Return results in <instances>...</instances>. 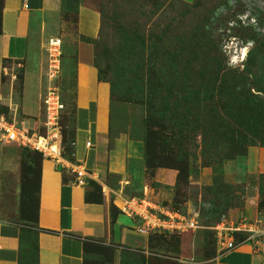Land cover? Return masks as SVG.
Here are the masks:
<instances>
[{
    "label": "rangeland",
    "instance_id": "1",
    "mask_svg": "<svg viewBox=\"0 0 264 264\" xmlns=\"http://www.w3.org/2000/svg\"><path fill=\"white\" fill-rule=\"evenodd\" d=\"M66 2L56 33L63 45L55 82L64 103V157L75 162L76 141V157L93 173L86 185L95 201L104 200L110 224L123 216V199L145 196L194 217L198 224L180 233L134 232L142 236L137 246L88 237L84 264L207 261L221 251L220 223L246 225L228 234L234 243L249 236L247 228H255L248 241L261 251L264 264V0ZM81 3L103 10L98 35L92 15L81 18L80 32L87 38L97 35L86 42L98 75L110 89L109 147L117 140L140 147L138 155L127 156L126 171L118 176L95 177L89 168L92 150L86 151L84 142L90 136L95 140L94 128L75 140L73 71L77 44L85 41L76 29V4ZM174 17L188 44L175 60L172 47L159 40ZM45 54L47 61L46 48ZM23 71L22 64L0 60V112L20 122ZM105 128V111L99 109L97 129ZM23 151L30 163L24 164L22 179V264H37L33 233L41 155L25 147Z\"/></svg>",
    "mask_w": 264,
    "mask_h": 264
},
{
    "label": "crops",
    "instance_id": "2",
    "mask_svg": "<svg viewBox=\"0 0 264 264\" xmlns=\"http://www.w3.org/2000/svg\"><path fill=\"white\" fill-rule=\"evenodd\" d=\"M61 15L62 0H2L0 60L17 62L24 67L20 109H24L21 110L23 121L28 127L33 125L31 128H40L44 119L41 96L47 82L45 46L48 37L61 38L56 34L61 27ZM85 15L96 19L98 35L100 15L88 3H81L78 7V34L85 37L80 32V20ZM76 49L73 71L75 140L79 133L90 134L94 128L95 140L90 136L84 142L85 150H92L89 168L93 169L95 177L99 173L121 175L126 171L127 156L138 155L139 144L130 141L123 146V142L117 140L113 147H109V85L98 79L91 61L90 44L81 41ZM28 93L32 94L31 98L27 97ZM99 109L105 111V129H97ZM87 141L89 145H86ZM74 145L75 163L88 167L85 160L76 157V141ZM23 149L16 142L0 138V264H22L24 255L22 179L24 164L30 162L25 159ZM37 165L34 229L38 264H84V241L88 237L114 238L128 246L139 245L142 236L134 234L136 220L123 214L113 225L110 224L104 200L95 201L88 185L75 184L74 174L69 169L44 157L38 159ZM248 242L231 250H221L207 261L190 259L180 264H262L261 251L254 241Z\"/></svg>",
    "mask_w": 264,
    "mask_h": 264
},
{
    "label": "built area",
    "instance_id": "3",
    "mask_svg": "<svg viewBox=\"0 0 264 264\" xmlns=\"http://www.w3.org/2000/svg\"><path fill=\"white\" fill-rule=\"evenodd\" d=\"M46 85L41 96L44 107V119L40 128H30L22 122L8 118L0 112V138L6 142H16L20 146L38 152L42 157L54 161L61 168L69 169L74 174L77 185H85L93 177V173L81 163L68 161L62 151L59 120L64 110L58 86L55 84L61 71L62 40L58 36H50L46 41ZM90 142L87 141L86 145ZM123 213L137 221L134 231L139 234L159 232L163 234L180 233L198 227L194 217L168 207L159 206L148 197H130L122 200ZM243 227H228L220 223L216 226L221 250H231L237 245L252 239L256 229L251 227L249 236L240 243H234L228 234Z\"/></svg>",
    "mask_w": 264,
    "mask_h": 264
},
{
    "label": "trees",
    "instance_id": "4",
    "mask_svg": "<svg viewBox=\"0 0 264 264\" xmlns=\"http://www.w3.org/2000/svg\"><path fill=\"white\" fill-rule=\"evenodd\" d=\"M77 6H76V8H77V10H76V14H77V12H78V7H79V5L78 4H76ZM1 9H2V0H1V8H0V24H1ZM68 9V5H67V2H66V0H62V12H65V10H67ZM98 10V9H97ZM98 12H99V15H100V26H99V32H100V29H101V24H102V20H103V10L102 9H100V10H98ZM177 18L176 17H174V18H171L170 19V21L166 24V29L163 31V33L160 35L161 37L159 38V40H160V42H161V44H163V45H165V46H167V47H172V50H173V53H174V55H173V57H172V59H177V57H178V55L177 54H183V48L184 47H186V45H188L187 43H186V41H183V39H185L186 37L184 36V34H185V32H183V31H181V30H178V29H180V27H181V23H178V24H176L177 22H175V23H173L175 20H176ZM174 26H176V30L174 29V30H172V28L174 27ZM179 27V28H178ZM169 28L171 29V30H169ZM194 30V29H193ZM168 31V32H167ZM194 31H196V29L194 30ZM168 33H170V34H168ZM183 35V36H182ZM81 38H83L85 41H93L95 38H87V37H81ZM167 53L169 54V50L167 51ZM173 61V60H172ZM251 64H253V62L251 63ZM95 65V64H94ZM98 74V73H97ZM98 79L100 80V81H104V80H102L101 78H100V75H98ZM183 80H184V78H182ZM109 91H110V89H109ZM113 91V90H112ZM63 113V112H62ZM61 117H62V114H61V116H60V120H59V125H60V122H61ZM9 118V117H8ZM60 133H61V125H60ZM63 136V135H62ZM62 136H61V146H62V153H63V155L64 156H66L65 155V153H64V149H63V144H62ZM73 143V142H72ZM25 149H27V148H25ZM28 150H30V149H28ZM30 151H32V150H30ZM33 152H36V151H33ZM36 153H38V152H36ZM39 154V153H38ZM69 157V156H68ZM39 159H42V157L40 156V158ZM89 181V180H88ZM34 222H36V211H35V221ZM33 239H34V243H33V246H34V250H35V252H33V255H34V260H35V262L37 263V243H36V230L34 231V233H33ZM86 244V242L84 241V245ZM84 257H85V255H84ZM84 261H85V259H84ZM38 264V263H37Z\"/></svg>",
    "mask_w": 264,
    "mask_h": 264
}]
</instances>
